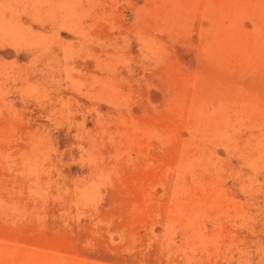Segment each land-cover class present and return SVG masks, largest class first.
Segmentation results:
<instances>
[{"label":"rangeland","instance_id":"rangeland-1","mask_svg":"<svg viewBox=\"0 0 264 264\" xmlns=\"http://www.w3.org/2000/svg\"><path fill=\"white\" fill-rule=\"evenodd\" d=\"M0 264H264V0H0Z\"/></svg>","mask_w":264,"mask_h":264}]
</instances>
